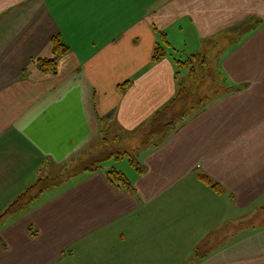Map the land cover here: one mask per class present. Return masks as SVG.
I'll list each match as a JSON object with an SVG mask.
<instances>
[{
    "label": "crops",
    "instance_id": "0c3cea01",
    "mask_svg": "<svg viewBox=\"0 0 264 264\" xmlns=\"http://www.w3.org/2000/svg\"><path fill=\"white\" fill-rule=\"evenodd\" d=\"M54 34L69 50L42 72ZM193 54L217 91L142 144L188 76L174 60ZM104 133L137 148L142 172L102 166L46 189L0 223V264H264V0H0V212Z\"/></svg>",
    "mask_w": 264,
    "mask_h": 264
},
{
    "label": "trees",
    "instance_id": "16d2710c",
    "mask_svg": "<svg viewBox=\"0 0 264 264\" xmlns=\"http://www.w3.org/2000/svg\"><path fill=\"white\" fill-rule=\"evenodd\" d=\"M51 54L50 58L38 57L34 60L38 68L42 72L54 73L56 69V60L58 57L68 52L69 48L65 44L59 34H54L50 39ZM169 45L166 40L165 34L160 32V42H157L153 55L152 61L156 62L166 55L165 47ZM200 54H193L188 57L187 60H174L177 67L180 69L183 65L189 64L190 71L188 77H192L199 84L198 76L196 74V66L203 65L210 75L215 76V71L207 67V62L199 56ZM201 58V60L199 59ZM202 76L201 79H204ZM125 85V84H121ZM176 94L163 106L158 108L148 119L147 123L140 127L137 133L142 135V144H147L154 137L163 134L168 128H172L177 125L178 122L182 121L192 110L199 107L206 99H208L209 93L215 94L217 91L215 87L211 89L209 93L200 94L197 88H190L184 85L183 82L179 81L177 84ZM217 86V85H216ZM215 89V90H214ZM228 89V88H226ZM209 91V87L206 89ZM101 147L92 155L87 156L84 159L77 160L69 169L64 170L63 173L58 174L54 177H38L36 180L27 186L22 192H20L15 198H13L0 212V223L2 220L9 215L15 214L20 210L26 208L28 204L40 195L46 189L59 185L65 180L75 176L78 173L92 172L101 168V163L109 158L119 159L126 157L129 163L136 169L138 173L142 172L139 163L133 152L137 149L129 148L126 149L120 145V142L124 139L120 136H108V133H104L101 136ZM107 181L116 186L125 188L127 191L134 192V188L128 178L120 170L110 168L105 173ZM201 182L208 185L214 192L218 193L222 191L221 185L213 181L205 173H197L196 176ZM261 211L264 213V205L261 207ZM264 224V218L261 220ZM199 248H196V252ZM205 255V254H203ZM202 256V255H201Z\"/></svg>",
    "mask_w": 264,
    "mask_h": 264
},
{
    "label": "rangeland",
    "instance_id": "374dc122",
    "mask_svg": "<svg viewBox=\"0 0 264 264\" xmlns=\"http://www.w3.org/2000/svg\"><path fill=\"white\" fill-rule=\"evenodd\" d=\"M51 55V52L49 53ZM187 59V58H186ZM189 64L183 65L180 70L182 75H185L186 72L190 71V67H188ZM196 74L198 76V81L199 84H197V81L192 78V77H186V76H182L180 77V81L184 83V85H186L187 87L190 88H197V91L200 92V94H206L209 93L211 91V89H213V87H216L217 85V81L216 79L210 75V73L207 72L206 68L203 65H197L196 66ZM202 76H205L204 79H201ZM209 87V91H207L206 89ZM211 93H209L210 95ZM109 137L112 136V133L108 134ZM72 165L70 164V166H67L63 169L62 172H60L59 174L63 173L64 170L66 171V169H69ZM103 166V168H109L111 166L113 167H126V166H130L129 162L127 161V158H123L121 161L120 160H116L114 158H109L104 160L101 163V167Z\"/></svg>",
    "mask_w": 264,
    "mask_h": 264
}]
</instances>
